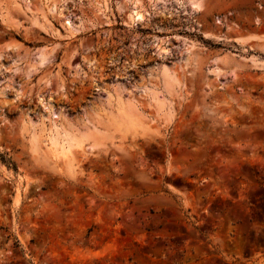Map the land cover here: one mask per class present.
<instances>
[{
    "label": "rangeland",
    "instance_id": "rangeland-1",
    "mask_svg": "<svg viewBox=\"0 0 264 264\" xmlns=\"http://www.w3.org/2000/svg\"><path fill=\"white\" fill-rule=\"evenodd\" d=\"M0 264H264V0H0Z\"/></svg>",
    "mask_w": 264,
    "mask_h": 264
},
{
    "label": "bare ground",
    "instance_id": "bare-ground-1",
    "mask_svg": "<svg viewBox=\"0 0 264 264\" xmlns=\"http://www.w3.org/2000/svg\"><path fill=\"white\" fill-rule=\"evenodd\" d=\"M137 19H139L140 16L136 15Z\"/></svg>",
    "mask_w": 264,
    "mask_h": 264
},
{
    "label": "trees",
    "instance_id": "trees-1",
    "mask_svg": "<svg viewBox=\"0 0 264 264\" xmlns=\"http://www.w3.org/2000/svg\"><path fill=\"white\" fill-rule=\"evenodd\" d=\"M3 160V159H2ZM3 162H5V161H3Z\"/></svg>",
    "mask_w": 264,
    "mask_h": 264
}]
</instances>
